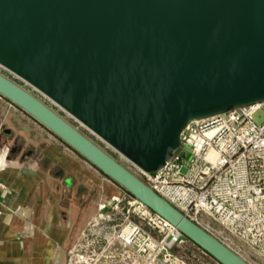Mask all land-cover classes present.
<instances>
[{"label": "water", "instance_id": "water-1", "mask_svg": "<svg viewBox=\"0 0 264 264\" xmlns=\"http://www.w3.org/2000/svg\"><path fill=\"white\" fill-rule=\"evenodd\" d=\"M0 66L153 174L190 119L264 100V0H0ZM0 96L219 264H251L1 71Z\"/></svg>", "mask_w": 264, "mask_h": 264}, {"label": "built area", "instance_id": "built-area-1", "mask_svg": "<svg viewBox=\"0 0 264 264\" xmlns=\"http://www.w3.org/2000/svg\"><path fill=\"white\" fill-rule=\"evenodd\" d=\"M131 165L190 219L201 225L204 214L211 216L264 258V100L190 119L178 147L153 174ZM106 227L101 239L97 230ZM116 244L142 264H192L188 257L219 264L126 191L101 200L69 249L68 264H106L117 257L111 255Z\"/></svg>", "mask_w": 264, "mask_h": 264}, {"label": "crops", "instance_id": "crops-1", "mask_svg": "<svg viewBox=\"0 0 264 264\" xmlns=\"http://www.w3.org/2000/svg\"><path fill=\"white\" fill-rule=\"evenodd\" d=\"M94 168L0 96V264H68L69 249L101 200L124 191ZM114 261L132 263L116 257L106 264Z\"/></svg>", "mask_w": 264, "mask_h": 264}, {"label": "rangeland", "instance_id": "rangeland-1", "mask_svg": "<svg viewBox=\"0 0 264 264\" xmlns=\"http://www.w3.org/2000/svg\"><path fill=\"white\" fill-rule=\"evenodd\" d=\"M0 71L33 93H35L37 96L42 98L45 102H47L51 107H53L56 111H58L60 114H62L65 118H67L70 122H72L75 126H77L80 130H82L87 136H89L92 140H94L97 144H99L102 148H104L106 151H108L111 155H113L116 159H118L121 163L126 165L128 168H130L132 171H136V168L131 165V163L124 158L122 155L117 153L112 147H110L108 144L104 143L100 138H98L96 135H94L91 131L86 129L84 126H82L80 123H78L75 119H73L70 115L65 113L60 107L55 105L52 101L47 99L45 96H43L41 93L36 91L33 87L26 84L24 81L19 79L14 74L10 73L9 71L5 70L0 66ZM263 119V114L259 113L256 116V120L260 121ZM95 169V168H94ZM96 170V169H95ZM201 225L210 233H212L214 236H216L218 239H220L222 242H224L226 245H228L230 248H232L234 251H236L239 255H241L243 258H245L248 262L251 264H264V258L254 251L252 248H250L245 242L234 236L232 233H230L227 229H225L221 224H219L215 219H213L211 216L203 215L201 217ZM82 229V228H81ZM109 229L104 228V230H97V234L101 239L105 237L109 232ZM95 238V236H94ZM97 238V239H100ZM100 239V240H101ZM197 251V249H195ZM112 256H117V258H125L126 261L130 260L129 262H132L133 264L134 260H137L138 258L134 256L133 254L129 253V251H126V249H113ZM128 255V256H127ZM184 255H187V253H184ZM201 255V254H200ZM203 256V255H201ZM188 261L192 264H196L194 258L188 257ZM135 263V261H134ZM142 263V261H141ZM113 264H119L118 261H114Z\"/></svg>", "mask_w": 264, "mask_h": 264}]
</instances>
